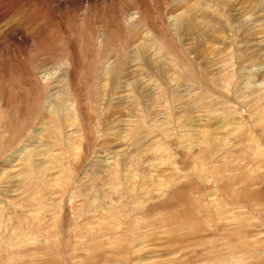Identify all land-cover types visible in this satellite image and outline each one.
Here are the masks:
<instances>
[{"label":"rangeland","instance_id":"rangeland-1","mask_svg":"<svg viewBox=\"0 0 264 264\" xmlns=\"http://www.w3.org/2000/svg\"><path fill=\"white\" fill-rule=\"evenodd\" d=\"M0 3V264H264V0Z\"/></svg>","mask_w":264,"mask_h":264},{"label":"bare ground","instance_id":"bare-ground-1","mask_svg":"<svg viewBox=\"0 0 264 264\" xmlns=\"http://www.w3.org/2000/svg\"><path fill=\"white\" fill-rule=\"evenodd\" d=\"M55 2L56 1H58V0H54ZM179 0H177V2H178ZM21 3V2H20ZM1 4V3H0ZM2 5V4H1ZM0 5V8L2 7ZM17 5V4H16ZM12 9V8H11ZM8 10V9H7ZM2 11V10H1ZM20 14H21V12H20ZM137 19L138 18H136V17H133L132 19H131V22L133 23V24H138L139 26H137V25H134V26H136V28L138 29V30H140V28H141V25L139 24L140 22L138 21L137 22ZM234 19V18H233ZM11 23V22H10ZM9 25V24H8ZM102 37H103V35H102ZM148 44V43H147ZM149 46V45H148ZM151 48V47H150ZM149 48V49H150ZM138 51V50H137ZM141 53V52H140ZM136 54V53H135ZM136 62V61H135ZM134 67V66H133ZM64 69H65V64L64 65H61L60 67H58L57 68V70H55V71H53V73L51 72L50 73V71H49V73H47V72H45V73H47V74H45V75H43L42 76V79H43V81H44V84L45 83H47V85H46V89H47V94L50 96H48L49 98H48V101H54V100H57L58 98H60V96L58 95V93H55V94H50V90H51V88L48 86L49 84H51V83H53L55 86H57V84L59 85V84H62L63 86H64V84H65V86L67 87L66 88V92H67V94H68V92L70 91L69 90V80L67 79V75H66V72L64 71ZM49 70V69H48ZM47 70V71H48ZM149 72V71H148ZM152 73V72H151ZM131 74V73H130ZM129 75V74H128ZM65 76V77H64ZM61 77H63V79H61ZM51 83H50V82ZM59 96V97H58ZM64 98V97H63ZM62 98V99H63ZM68 98V97H67ZM61 99V101H63ZM59 100V99H58ZM60 101V100H59ZM52 104V103H51ZM46 105V104H45ZM54 105V104H53ZM68 105V104H67ZM74 105H75V103H74ZM74 105L73 106H71V108H70V106H68L69 107V109H71V110H76L75 109V107H74ZM47 106V105H46ZM54 108V107H53ZM63 108V107H62ZM66 110V109H65ZM66 111H69L70 112V110H66ZM77 111V110H76ZM75 111V112H76ZM68 113V112H67ZM69 114V113H68ZM59 115V114H58ZM57 117H59V116H57ZM74 118V117H73ZM45 119V118H44ZM40 120V119H39ZM73 122V121H72ZM76 124V123H75ZM37 129V128H36ZM43 133V132H42ZM33 135V134H32ZM38 138V137H37ZM36 139V138H35ZM47 140V139H46ZM50 149V148H49ZM56 149V148H55ZM14 156V155H13ZM12 156V157H13ZM15 157V156H14ZM13 157V158H14Z\"/></svg>","mask_w":264,"mask_h":264}]
</instances>
